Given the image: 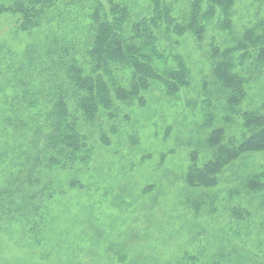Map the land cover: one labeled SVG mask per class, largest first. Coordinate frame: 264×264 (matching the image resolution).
Masks as SVG:
<instances>
[{
  "label": "rangeland",
  "instance_id": "rangeland-1",
  "mask_svg": "<svg viewBox=\"0 0 264 264\" xmlns=\"http://www.w3.org/2000/svg\"><path fill=\"white\" fill-rule=\"evenodd\" d=\"M14 1L0 0V6ZM18 1L27 5L35 0ZM111 2L125 8L131 18L153 12L152 0ZM164 2L173 16L182 18L189 11L190 0ZM110 9L109 0H56L39 25L28 23L27 31L18 27L21 15H0V264L260 262L245 260L244 248L262 253L255 247L264 243V211L240 213L238 218L233 209L248 203L259 210L249 193L237 190V183L252 172H264V153L228 166L216 189L197 190L207 196L203 200L207 205L191 202L194 190L184 182L190 155L205 139L206 130L201 128L207 110L204 85L213 89L212 47L233 46L232 38L262 22L264 5L259 0H235L233 36L220 31L217 18L207 26L199 46L191 37L172 36L165 42L168 62L180 54L190 71L188 90L174 98L157 85L144 95V106L138 101L130 107L123 104L114 120L102 114L104 118L89 123L84 130L87 163H68L66 168L53 170L48 194L36 197L37 188L21 189L17 183L34 130L45 122L51 108L32 95L24 99L26 82L32 83L33 94L50 91L56 84L53 62L57 58L69 62L72 57L82 62L94 12L103 17ZM176 39L179 45L171 46L170 41ZM248 64L237 71L249 74ZM254 75L246 87L250 109L264 107V73L260 78ZM38 100L39 107L29 108ZM236 127L228 134L230 143L240 139ZM8 181H12L10 186ZM23 196L27 202L21 206L19 197Z\"/></svg>",
  "mask_w": 264,
  "mask_h": 264
},
{
  "label": "trees",
  "instance_id": "trees-1",
  "mask_svg": "<svg viewBox=\"0 0 264 264\" xmlns=\"http://www.w3.org/2000/svg\"><path fill=\"white\" fill-rule=\"evenodd\" d=\"M55 2L35 0L25 5L16 0L10 6H0V15H21L18 27L27 31L28 23L32 21L34 26L39 25ZM152 2L151 14L131 18L125 8L119 9L109 0L111 9L108 15L102 17L99 11H95L92 16L93 25L87 34L89 45L82 53V62L73 57L69 62L57 58L53 62L52 74L56 84L50 86V91L33 94L32 83L26 82L24 99L32 95L33 100H44L51 108L45 114V122L35 128L33 143L17 173L16 181L21 189L34 186L39 190L35 196L41 197L53 188V170L66 168L68 163L86 164L89 145L84 130L92 125L89 123L104 116L114 120L115 112H119L123 104L130 107L138 101L144 106V95L157 85L163 87L165 95L174 98L191 87V74L182 56H172L168 62L170 56L164 47L172 36L191 37L199 46L207 26L217 18L220 31L234 35L231 10L235 0H190L189 11L182 18L173 16L164 0ZM259 2L264 5V0ZM232 42L233 46L226 48L214 44L209 55L213 89L208 87L209 84L204 85L207 110L201 128L206 130L205 139L192 151L184 176L187 188L195 193L190 201L196 200L199 207L208 203L203 201L207 196L197 190L216 189L228 166L245 160L247 156L264 153V107L250 109L246 105V87L254 80V74L260 78L264 73V20L232 38ZM174 44L179 45L177 39L170 41L171 46ZM236 54L240 56L236 57ZM248 62L249 74L244 76L237 69L243 70ZM247 75L250 76L247 78ZM39 100L31 103L29 108L39 107ZM214 103L217 105L213 109ZM234 125L239 130L237 137L240 139L230 143L228 134ZM132 137L137 139V136ZM239 181L237 190L244 189L249 193L250 201L258 203L259 210L247 203L236 206L233 212L238 218L240 213L261 214L264 211V172H252ZM11 184L12 181L7 182V186ZM75 186L77 184L71 185ZM52 198L53 194H49L48 199ZM25 202L24 196L19 197L21 206ZM238 218L236 221H242ZM255 249H261L262 253L244 248L248 253L245 260L257 258L260 262L255 264H264V243H259Z\"/></svg>",
  "mask_w": 264,
  "mask_h": 264
}]
</instances>
